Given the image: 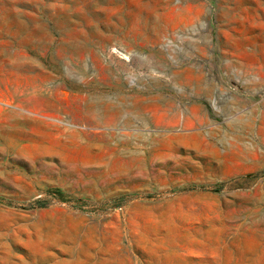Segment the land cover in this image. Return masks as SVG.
I'll list each match as a JSON object with an SVG mask.
<instances>
[{
	"label": "rangeland",
	"instance_id": "rangeland-1",
	"mask_svg": "<svg viewBox=\"0 0 264 264\" xmlns=\"http://www.w3.org/2000/svg\"><path fill=\"white\" fill-rule=\"evenodd\" d=\"M0 264H264V0H0Z\"/></svg>",
	"mask_w": 264,
	"mask_h": 264
},
{
	"label": "bare ground",
	"instance_id": "bare-ground-1",
	"mask_svg": "<svg viewBox=\"0 0 264 264\" xmlns=\"http://www.w3.org/2000/svg\"><path fill=\"white\" fill-rule=\"evenodd\" d=\"M85 36V35H84ZM5 116V115H4ZM44 119V118H43ZM46 121V120H45Z\"/></svg>",
	"mask_w": 264,
	"mask_h": 264
}]
</instances>
